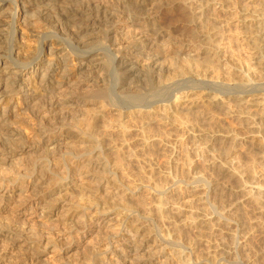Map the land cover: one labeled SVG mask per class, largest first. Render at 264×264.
I'll use <instances>...</instances> for the list:
<instances>
[{"label": "rangeland", "instance_id": "1", "mask_svg": "<svg viewBox=\"0 0 264 264\" xmlns=\"http://www.w3.org/2000/svg\"><path fill=\"white\" fill-rule=\"evenodd\" d=\"M122 1L124 3V20L116 23L117 25L113 22L100 20L99 25L96 27H83L84 32L79 38L81 46L77 44V39H75V43L72 41L70 34L60 36V40L51 37L44 41L49 45L52 43L50 48L53 53L63 56L65 54L63 51L71 52L78 56L76 58L81 61H77L76 63L79 64L75 65V68L79 65L81 70V74L77 75L79 79L81 77V80L76 78L80 85L75 90L78 97L76 93V95L69 92L64 94L71 96L70 98L67 95V97L69 96L68 99L72 100L69 104L70 107L67 106L70 109L72 108L71 111L75 109L73 111L74 115L77 112L75 115L77 122L76 119L73 120L70 127L75 128L77 126L78 136L81 133L83 136L85 135L83 138L86 139L87 144L80 145L81 147L78 144L75 145L79 153L99 150L100 155L95 157L93 162L96 165L102 164L103 168L95 173L93 172V175L89 173V175L84 176L82 174L80 177L64 180L63 177L50 176L47 183L46 181L44 183L41 181L40 184L36 183L35 188L29 184L28 189H31L29 192L40 201L37 211L17 215L12 211L14 208L13 203H9L5 211L0 212V224L1 222L3 225L7 224L6 222L8 224L16 223L19 228H24L32 233L46 232V226L53 228L56 224L58 225V228L54 231V236H50V239L59 240L64 246L59 242L55 246L56 249L47 248L45 251H38L39 253L34 251L33 261L30 264H59L74 261H80L81 263L94 257L93 255L99 256V252L103 251L108 242L106 237H110L111 233L112 235H122V230L133 225L132 221H135V219L144 224L147 223L146 225L149 224V229H144L142 241L140 240V244H136L138 247L137 254L126 255L125 261L118 264H264V225L261 224L264 221V215L259 212L251 201L242 200L235 193L240 184L239 178L231 176L230 172L223 171L219 167L221 163L231 161L234 164V171L239 176H244V182L257 184L264 191V159H261L264 154L260 152L259 148L250 143L249 132L243 124L241 126L239 119L237 120L235 115L233 116L230 113L231 111L234 113L240 111L239 108H236L237 104H226V95H223L228 85L230 88L235 85L241 87V78L247 79L249 84L250 78L256 76L255 65L252 60L253 43L250 42V34H246L244 28V19L247 17L244 10L252 7L256 14L261 15L259 11L261 1L229 0L228 2L226 0H210L207 2L202 0L213 11L212 14L215 19L213 49L218 52L217 59L211 67L206 69L200 67L204 58L202 52L206 48L203 39H189V34L186 33L188 24L183 20L182 14H184L183 11L186 10V3L189 0H186L187 2L183 0V3L182 0ZM146 1L147 4H150L146 9L149 10L151 18H147L148 15L144 10H139V8L142 9V4ZM219 3H224L225 8L220 10ZM20 11L21 8L16 4L11 6L13 15H18ZM34 12L31 13L32 15L28 17L27 21L29 23L34 22V25L38 24L37 27L31 23L32 27L28 28L18 24L12 30L15 35V41L12 43L14 46L13 51L18 54L20 59L33 55L39 44L35 32L45 27L43 22H39V24L36 21L37 16ZM180 15L182 16L180 17ZM7 20L8 17L5 13L0 14V22L4 23ZM152 22H154V29L150 25ZM132 27L145 28L151 35L168 31L172 33V38L170 37L164 44L150 49L148 54L151 56V61L153 59L154 62V67H151L153 71L144 61L146 59L144 57H147L145 52L149 50L148 44H140L141 42L136 38L132 39L133 42L126 41L128 33L133 29ZM5 28L3 27L0 31V55H6L8 47L6 38L10 32L6 31ZM262 43L258 42L262 55H264ZM114 46H121L128 52L135 55L140 54L142 57H140L141 61L139 63L142 66L141 75H130L129 78H124L125 84L122 89H125L124 91L122 89L118 90L119 93L116 88L114 89L117 77L113 72L110 59ZM0 60L4 62L3 57H0ZM184 62L191 65L195 64V67L192 66L194 67L192 73H195V78L184 77L183 75L181 77L177 74ZM196 62L199 66H196ZM6 66H9L12 73L19 76L21 82L29 77L25 67L20 68L19 65ZM197 75L199 76L197 77ZM196 77L197 80L208 81L217 87H212L213 90L207 88L208 86L199 87ZM54 79L56 80V78ZM127 81L130 82L129 85ZM38 82L39 78L30 80L31 88L38 97L36 99L38 103H35L36 101L31 103L29 109L31 111L39 110L40 119L35 118L37 121L34 120V117L28 111H16L15 116L9 119L3 130L15 129L22 132L21 134L25 138L32 140L36 136L35 127L41 117L46 122L50 121L49 123H51L53 121L52 116L40 113L45 105L43 100L39 101L43 91L37 84ZM131 89L138 90L134 92ZM192 89H195V94L197 93L195 96L205 92L208 93V99L220 97L223 102L220 106H213L206 110L202 108L188 110L182 105L178 106L175 112L176 121L186 123L188 125L187 130L175 129L174 123L171 122L173 120L170 118L164 120H158V118L140 119V116H135L139 110H143L147 106H154L157 99H163L164 101L170 96L172 101L176 95L185 91L187 93V90ZM248 95L250 94L248 93ZM13 97L20 109L19 95ZM67 97L64 96V99H62V101L65 100L64 104L68 102ZM107 101L111 104H108ZM102 104L103 106L105 104V106L103 107ZM99 105L104 109L106 107L104 112L101 110L100 116H98ZM237 109L239 110L236 111ZM95 112H97V116L93 117L92 115ZM104 114L105 117H102ZM100 118L103 121L99 120ZM83 119H86L85 122H82ZM90 122L95 124L93 125L95 127L88 130L86 127ZM68 127H62L63 131L65 130L62 131L63 135L52 134L46 136L45 140L49 137L52 143L48 148H42L35 154L33 147L26 150L29 142L26 146L15 145V147L14 144L11 145L12 143L10 144L11 147L8 144L4 147L0 146V159L5 160V162L0 161V167L5 164V167L0 168L2 169V171L0 170L2 172L0 177L14 181L17 179V172L23 170L26 165L46 164L48 161L52 165L71 164L73 161H66L65 158L62 157L63 159H61L60 157L61 152L63 154V150L67 146L66 139L71 135ZM206 132L213 134L215 140L212 143L208 144L207 139L194 140L192 137ZM230 132L238 138V141L234 144L226 139H218L219 136ZM82 134L79 137H82ZM257 135L262 136V143L264 144V132L262 131ZM42 140L44 142V138ZM58 140H61V142ZM80 148L83 150H80ZM249 164L251 165L250 173L254 177L253 180L246 179L245 176V169ZM200 174H205L208 179H198L197 177ZM113 177L116 178V181L118 180L120 185H124V189L132 191L133 195L129 197L130 199L126 198L123 201L124 197H121L118 202L113 200V190L111 188ZM93 178L98 179L100 185L104 184L100 186L101 190L106 186V180L108 183L112 181V184H108L107 190H102L103 193L100 192L99 194L96 192L97 186L94 184ZM13 184L11 182L9 186ZM138 184H141L140 187L138 186L139 190L136 187ZM195 189L203 191L201 207L206 210L207 219L209 220L206 226L189 225L183 221L185 216L188 217V214L184 212L177 217L178 214H174L170 209L173 205L181 207L183 196L190 194ZM29 192L24 196L29 195ZM90 200L98 203L109 202L108 207L105 208V213L91 212L86 216L88 221L98 220L100 223L98 230L103 232L99 234L97 228H93L91 222H88L87 226L89 228L87 227L86 230H89V232L87 234L80 231L79 234L81 235L78 234V237L74 235L73 238H68L66 236L68 231L74 229L79 221L84 222L81 218V210L90 206ZM136 200H138V203L135 202ZM132 201L135 202L136 207L140 205L137 210ZM130 205L132 206L129 210ZM141 205L144 210L147 208L149 215H144L141 212L143 211ZM159 205L164 210L160 216L154 212L155 207ZM231 205L235 207L234 217L222 213V210L227 211ZM121 209L129 210L131 219L126 221L121 218L123 217ZM132 212L133 214H131ZM69 240L72 242H69ZM91 240L93 241L91 242ZM30 243V239H22L14 243V246L24 250L25 246L30 245ZM120 245V243L111 245V249L107 252H111L112 248ZM18 248H13L15 253L12 254L13 257L11 256V264L18 263L16 258H19L22 253L18 251ZM243 260H246L247 263H244Z\"/></svg>", "mask_w": 264, "mask_h": 264}, {"label": "bare ground", "instance_id": "2", "mask_svg": "<svg viewBox=\"0 0 264 264\" xmlns=\"http://www.w3.org/2000/svg\"><path fill=\"white\" fill-rule=\"evenodd\" d=\"M185 1H184V4H185ZM206 1L209 2L210 0H206ZM226 1L229 2V0H226ZM260 1H261V4H260L261 8L259 11L261 15L256 14L254 10L252 9V7H248L244 10L245 14L247 15V17L244 19L245 20L244 28H245L246 34L248 33L250 34L249 35L250 42L253 43L254 51L252 54V60L255 65L256 76L254 75L253 76L254 78H250L249 84H248L247 79L241 78V83H242L241 87H237V85H235L236 87L234 86L230 88L228 85V87L225 88L227 85L223 86L225 88V92H224L225 94L223 95H226V99H225L226 104H231V103L237 104L236 108H239L240 111L238 113L236 112L234 113L229 108V110L231 111L230 113H232L233 116L235 115L237 120L239 119V121L241 122V126L242 124L243 126H245L246 130L249 132L248 138H249L250 143H252L254 146L259 148L260 152L264 154V144L262 143L263 141L262 136L257 135L258 133H261L262 131L264 132V55H262L261 48L259 47V44H258V42L259 43L264 42V0H260ZM201 2L203 1L202 0H189L186 3V10L184 9L183 11L184 14H182V12L180 13L183 15V20L188 24L186 33L189 34L188 35L189 39H203L204 41V46L206 48L202 52V55L204 58H203V61H201L200 67H202V69H206L208 67H211L214 61L217 59L218 52H216V50L213 49L214 47L213 46L214 44L213 34H214V23H215L214 15L212 14L213 11L207 3L203 2V4H201ZM182 3H183V0H182ZM14 4H16L18 7L21 8V11L20 13H18V15H13L11 12V6H13ZM148 5L150 4L149 3L147 4V1H146L142 4V7H141L142 9L139 8L140 11L144 10V12H146V15H148L147 18L151 16L149 10L146 9ZM219 5H220V8H219L220 10L225 8L224 3H219ZM33 11H35L34 12L36 14L35 16H37L36 21L38 23L43 22V25L45 27L35 32V36L39 44L36 47L33 55L26 56L20 59L18 54L17 53L15 54V52L13 51L14 46L12 45V43L15 41V35H14V32H12V30H14L18 24H22V26L24 25V27L26 28L30 26L32 27V25H30L31 22L29 23L27 19L29 16L32 15L31 13ZM209 11L211 12V14ZM2 13L6 14V16L8 17V20L7 22H4V23L0 22V31L3 27H6L5 30L9 31L10 34L6 38V42L8 44L6 55H3V54L0 55V57L4 58V62L0 60V67H1L0 69L1 71L0 73V146L4 147V145L6 146L7 144L9 146L11 143H12L11 145L14 144V146L15 145L26 146L27 143L29 142V145H27L26 150H30L31 147H33L34 149L33 152L35 154L42 148H46V147L48 148V146L52 143L49 137L48 139L45 140L46 136H50L52 134L61 135L63 131L62 127L64 126H67V127L69 126L68 128L71 133L70 137L68 136L69 138L67 139L65 138L67 140L66 141L67 146H65L66 148L63 150V154L62 152L60 154L61 159L65 158L66 161H73L71 164L67 165L66 163H64L61 165H52L48 161L46 164L37 163L36 165L34 164L26 165L25 166L26 168L23 167L24 168L23 170H19L17 172V176H16L17 179L14 181H9V179L7 180V178L2 179L0 177V212L1 211L4 212L6 206L9 203H13V207L15 209L11 206L13 208L12 211H14L15 214L19 215L22 213L23 214L24 213H35L39 206V202H40L39 199L36 198V196L31 195L32 193L29 192L31 190V189H28L29 184H31V186H34L36 185V183H39V184L42 183L41 181H43V183L44 181H46L47 183L50 176H54L56 178L63 177L62 178L63 180L66 178H76V177L82 176V174H84L85 176V175H89V173L90 174H92L93 172L95 173L98 170L103 168L102 164L96 165L93 162L95 157H99L100 155L99 150L98 151L92 150L87 153H83V152L79 153L75 145L78 144L80 146V145L85 144L86 139L83 138L85 135L83 136V134L81 133L82 137H79L81 136V134L78 136L77 134L78 129L76 128L77 126L75 125L76 123L74 124L76 126L75 127L76 129L73 127H70L73 123V120L75 121V119L77 118L75 116L77 112L74 115L73 111H75V109L71 111L72 108L71 109L69 108L70 107L69 104H71L72 100L68 99L70 95L67 94L69 95L67 97V95H64V94L68 92L75 94L76 93L75 90H77L80 86L79 81L76 80V78L79 79L77 75L81 74L80 73L81 70H80L79 65L77 66V68H75L76 67L75 65L79 64V63H76L77 61H79L78 60L79 58L77 59L76 57L78 56H76L75 54L71 52H67V51H63L65 52L63 56H59L60 54L58 55L52 52V49L50 48L51 47L50 45L52 43L49 45L48 43H44V41L47 38L52 37L54 39H59L60 36L62 35L70 34L72 41L75 43L76 42L75 39H77V44L79 45L81 43L79 38L81 34L84 32V30H82L83 27H89V26L96 27L99 25L100 20H106L111 23L113 22V24L117 25L116 23L124 20L125 14H124V3L122 0H0V14L2 15ZM182 15H180V17ZM31 24H33V26L35 27H37L38 25V24L34 25V22ZM150 25L153 27L154 22H152V24ZM132 28L133 29L131 32L128 31L130 33H128V36L126 37V41L130 40L131 42H133L132 39L136 38L138 41L141 42L140 44H143V43L148 44L149 50L147 48L148 51L146 50L147 52H145L147 54V57H144L146 58L144 59V61L147 62V65L150 68L152 66L154 67L153 59L151 61V56L148 54L150 52V49L152 47H156V46H160L164 44L166 41H168L170 37L172 38V33L168 31V32H159L157 35H151L145 28H142V27H135V28L132 27ZM152 29H154V27ZM153 34H156V33H153ZM129 37L130 39H128ZM261 45H263L262 47H264V43H262ZM143 49H146V48H143ZM14 54H15V57H14ZM140 57H141L140 54L139 55L132 54L121 46L119 47L114 46L112 48L110 59H111V66H112L113 72L117 77V81L115 82L116 85L114 87V89L115 88L117 89V92L118 90H121L123 85L125 84L124 78H129L130 75H138V76L141 75L142 66H140L139 63L142 57L141 58ZM191 62L194 63L193 61ZM198 62H196L197 63L196 66H199ZM182 64L183 66L180 67V70L179 72H177V74H179L180 76L183 75L184 77L190 76V77L195 78L196 76L195 73L194 72H193L194 74L192 73V68L195 67V64L191 65L188 62H184ZM6 65H19L20 68L25 67L29 77L24 82H21L19 79V76H17L15 73H12V71L9 70V66H6ZM70 65L72 66L70 67ZM151 69L153 71V68ZM198 76L199 75H197V77ZM197 77H196V80L198 79ZM36 78H39V82L37 84H39V87H41L43 91V94H41L42 95L41 98L39 97L40 98L39 101L43 100V104L45 105V107L40 113L46 114L47 116L48 115L52 116L53 118L51 119H53V121L49 123L50 121L46 122L41 117V120L35 127V134H36L35 138L32 140H29L25 138L23 134H21L22 132H19L15 129H11V128H8L7 130H3V129L5 128V126H7V122L9 121V119L15 116L14 113L16 111H20V110H24L25 112L28 111L34 117V120H36L35 118H37L38 120L40 119L41 114H39L38 112L39 110L31 111L29 109V105L35 102L36 99H38L36 93L33 92L31 85H30L31 84L30 80L36 79ZM54 78H56V80ZM79 80H81V77ZM197 81H198L197 84L199 85V87L208 86L207 88H210L211 90H213L214 87H217L214 84H210L208 81H204V80H197ZM124 89L122 90L124 91ZM194 90L195 89L187 90V93H185L186 92L185 91L184 93L178 94L172 99V101H171L170 96L167 100H164V101L163 99L162 100L157 99V102L155 103L154 106L151 105V106H147L146 108L144 107L145 109L139 110L135 114V116L136 115L140 116L141 117L140 119L158 118V120H164L165 118H170L173 120L171 122L174 123L175 129L187 130L188 125H186V123H178L176 121L175 112L178 106L182 105L186 107V109L188 110L194 109V108H202L206 110L213 106H220L223 102L220 97H213L212 99H208L207 98L208 93H205V92H201L200 94L195 96L197 93L195 94ZM98 93H99V89H98ZM128 93H129V90H128ZM248 93L250 95H248ZM16 95L17 96L19 95L18 100L20 99V103H19L20 109H19V105L13 100L14 98L13 96H16ZM64 96H66L67 97L66 99H68L67 100L68 102L65 104L63 103L65 100L62 101V99H64ZM247 96L249 97L248 99H247ZM77 97H78V94H77ZM167 97L168 95L166 96V98ZM35 103H38V102L36 101ZM108 104H111V103L109 102ZM108 104H107V107H108ZM100 107L101 106L99 105L100 111L98 112V116H100L101 110L102 112H104L106 109V107L105 109L103 107H101L100 109ZM239 109H237L236 111H238ZM96 113L97 112L93 113L92 116L93 117L97 116ZM103 116L105 117V114L102 115V117ZM85 120L86 119H83L82 122H85ZM99 120H102V118H100ZM76 122H77V119H76ZM175 123H178V124H175ZM93 125L95 124L90 122V124H88L86 128L88 130L94 129L93 127L95 126ZM192 137L194 140L207 139L208 144L212 143L215 140L213 134L209 132L201 133L198 135H193ZM42 138H44V142ZM218 139L229 140L232 144L238 141L237 136L232 132L219 136ZM58 141L61 142V140H58ZM82 148H80V150H83ZM3 151H4V148H3ZM261 159H264V156H261ZM0 161L5 162V160L3 161L1 159ZM2 167H5V164L1 165L0 168ZM216 167L217 166H215V168ZM219 167L223 171L230 172L231 176H237L239 178L240 184L237 187L235 193L238 194L239 198H241L242 200L251 201L256 206V208L259 210V212H261L264 215V191L263 189L257 184H253V183L247 184L246 182H244L243 181L244 176L243 177L239 176L234 171V168H233L234 164L231 161H229V163H223V164L221 163ZM0 170L2 171V169ZM82 170L83 172H81ZM245 170H246L245 171L246 179L253 180L254 177L250 173L251 165L250 164L247 165ZM0 174H2V172H0ZM197 178L198 179H201V178L208 179L205 174H200ZM115 179L116 178L113 177V180H112L113 184H112V181L111 183H108V181L105 179L107 184L104 188L102 187L103 188L102 190L106 191L107 185L112 184L113 186L111 188L113 190V197H114L113 200H116V202H118V200L121 199V197H124L123 201H125L126 198L132 197L133 195L132 191L130 190L127 191L126 189H124L123 187L124 185L123 184L120 185L118 180L116 181ZM93 180L95 181L94 184L97 186L96 192L100 194V192H102L100 186L104 184L100 185V181L96 178H93ZM11 182L12 184L13 183L15 184H13L12 186L11 185L9 186V183ZM26 183L28 185H25ZM140 185L141 184H138L136 187L138 186L140 187ZM136 187L134 188V190L136 189ZM139 187L137 188V190H139ZM28 192H29V195L24 196ZM101 199L103 200V197ZM202 199H203V191L200 189H195L190 194L183 196L181 207L177 205H173L170 209L174 214L176 215L178 214L177 217H179L180 214L182 215V213L184 212L188 214V217L185 216L184 218L185 220L183 221H185L189 225L206 226L208 225L209 220L207 219L208 214L206 210H203V208L201 207ZM128 200L126 201L129 202L130 200L129 201ZM137 201L138 200H136L135 202ZM135 202H133V204ZM108 203L109 202L107 201H105V203H101V202L98 203L95 201L94 202L91 201V203L89 204L90 206L89 205H88L89 207L87 206L88 208H85V207L83 209L81 208L82 209L81 218L83 219L84 222L79 221L78 224L75 223L77 226L76 227L74 226L75 227L74 229L69 230L66 236L68 238H73L74 235H76L75 237H78V234L80 233V231H84L83 233L87 234L89 232V230H86V228L88 227L87 226L88 222L89 223L91 222L90 224L93 225V228L95 229L97 228V232H98L99 231L98 226H100L99 221L98 220L88 221V219H86V216H88L91 212L105 213V208L106 206L108 207ZM131 206L132 205H130L129 210ZM139 206L136 207L135 205L136 210L137 208H139ZM141 208L143 209L144 207H142L141 205ZM141 208L139 209L140 211H141ZM124 209L126 208L124 207ZM124 209L123 210L121 209L122 211L121 213H123V217L121 218H124V220L128 221L129 219H131V215H130V212H128L129 210L127 211ZM145 210L143 209V211L141 212H143L144 215H149L148 211L147 210L145 211ZM234 210H235V207L231 205L227 211L222 210V213L226 216L231 215L234 217L233 215ZM163 211L164 210L162 209L161 205L156 206L154 210V212L159 216L161 213H163ZM131 214H133V212ZM6 223L7 224L3 225L1 222L0 224V262L1 264H11L10 263L11 256L13 253H15L13 252V248H16V249L18 248L14 246V243H16L19 240H22V239L29 240L30 239L31 243L30 245L25 246L26 248L24 250L18 248V251H21L22 253L21 254L19 253L20 254L19 258H16V260L18 261V263L16 264H21V263L30 264L33 261V256L35 254L34 251H37V252L40 250L45 251V249L47 248L56 249L55 246H57L58 243L60 242L59 240L56 241V240L50 239V236L53 237L54 231L58 228L57 224L53 228H48L46 226L45 227L46 232L32 233L30 231L25 230L24 228H19L16 223H10V224H8V222ZM132 223L133 225H130L128 228L122 230V235H118L117 233H116L117 235H114V234L112 235L111 233L109 235L110 237H106L109 243L105 241L107 242V244L106 246L104 245L105 248L103 249V251L99 252L100 253L98 254L99 256L93 255L94 257L88 258L86 259V261L84 260L81 263L80 261L79 262L74 261V262H61L59 264H118V263L124 262L126 259V255H130L131 253L135 254L137 252L138 247L136 244H140L139 242H141L142 241L141 239H143L142 232L144 231V229L148 228V225H149V224L146 225L147 223L144 224L142 222H139L137 221V219H135V221L133 220ZM261 224L264 225V221L261 222ZM100 232H103V231L100 230L99 234ZM70 240L69 242L73 241V240L72 241ZM92 241L93 240H91V242ZM117 243L118 244L120 243L121 245L116 246V247L113 246L114 248H112L111 252H107V250L111 249L110 248L111 245L117 244ZM60 244L62 243L60 242ZM62 246H64V244H62ZM243 262L247 263L246 260H243Z\"/></svg>", "mask_w": 264, "mask_h": 264}]
</instances>
